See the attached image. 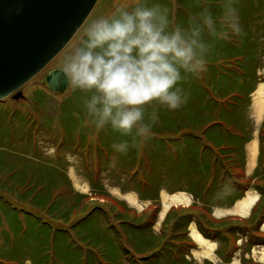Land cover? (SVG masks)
<instances>
[{
    "label": "trees",
    "instance_id": "16d2710c",
    "mask_svg": "<svg viewBox=\"0 0 264 264\" xmlns=\"http://www.w3.org/2000/svg\"><path fill=\"white\" fill-rule=\"evenodd\" d=\"M161 2L175 3L174 13L181 22L199 11L201 4H210L214 12L220 4V0ZM253 2L259 4V0L244 2L245 14L237 6L241 35L218 42L206 71L183 82L186 103L175 111L161 109L151 137L127 152L113 148L124 137L111 130L100 131V139H93L82 100L74 101L78 91L71 100L62 101L55 123L48 119L35 122L28 113L17 121L0 119L1 128L13 127L20 133L16 142L28 144L30 137L27 148L31 151L38 131L48 130L58 151L78 152L83 161L91 157L100 164V160L110 161L113 154H119L125 177L134 182L137 192L148 196L155 192L152 198L139 195L154 202L137 212L110 197L95 177L89 180L90 196L75 191L62 158L58 164L40 161L37 155L25 161V153L20 152L21 156L15 155L9 162L1 144L0 228L4 224L9 237L1 243L11 245L0 247V264H194L190 252L196 245L187 236L192 222L203 238L218 242L220 249L215 252L224 262H229L241 246L246 252L255 245L264 246L260 230L264 221V115L257 132V165L251 176H244V146L252 133L247 122L250 94L264 82V72L257 75L264 57V3L258 11L262 25L259 38L245 29L246 20H253L247 16L250 10L253 15ZM8 99L11 97L0 103ZM15 113L18 111L7 112L9 117ZM12 138L6 135L2 142ZM162 188L190 194L193 204L170 208L155 232ZM250 188L259 199L247 218L212 216L213 207H231ZM93 194L112 203H100ZM243 238L244 244L236 246ZM243 260L244 264H256ZM202 264L212 263L206 260Z\"/></svg>",
    "mask_w": 264,
    "mask_h": 264
},
{
    "label": "clouds",
    "instance_id": "9594fccd",
    "mask_svg": "<svg viewBox=\"0 0 264 264\" xmlns=\"http://www.w3.org/2000/svg\"><path fill=\"white\" fill-rule=\"evenodd\" d=\"M62 72L80 92L85 122L124 139L118 152L149 139L160 110L186 103L183 82L206 71L212 49L242 33L236 0L210 4L183 22L161 0H116L111 12L78 29Z\"/></svg>",
    "mask_w": 264,
    "mask_h": 264
},
{
    "label": "rangeland",
    "instance_id": "374dc122",
    "mask_svg": "<svg viewBox=\"0 0 264 264\" xmlns=\"http://www.w3.org/2000/svg\"><path fill=\"white\" fill-rule=\"evenodd\" d=\"M246 0H237L236 4L243 10V14H245L247 7H244V2ZM116 0H99L96 4L94 10L91 12L90 16L87 18L83 26L80 28L82 29L91 19L102 15V14H108L111 12L114 3ZM264 3V0H259V4H255L253 2V15L250 10V12L247 14V16H253V20H246L245 29L248 30V32H252V35H259L262 33V25L260 24L261 15L258 13L260 8L262 7ZM171 7L175 11V3L171 4ZM257 7V8H255ZM245 10V11H244ZM261 35V34H260ZM77 36L78 32L75 34V36L71 39V41L68 43V45L48 64V66L43 69L39 74H37L35 77H33L30 81H28L21 89V95L22 97L19 98L17 101L15 100H5L4 102L0 103V119H13L17 121V119H22V116L25 113H28L32 119L36 122H42L45 119H48L51 123H55L57 121V118H55L56 114L59 113V106L62 105V101L66 98L73 97L74 91L70 85H68L67 89L63 93L59 94H53L51 93L45 84L44 78L47 72L53 69H62V60L65 55V53L77 42ZM258 37V36H257ZM259 38V37H258ZM262 66L257 69V75H261L264 72V57L260 58ZM259 61V62H260ZM262 85V88L264 90V82L259 83L256 85V89L250 94V106L247 109V122L250 123V129L252 130L251 133V140L256 139L257 140V132L260 122L262 121L264 109L261 114V117H258L257 110L254 105V93L258 89L259 85ZM81 93L78 92V95L74 97V101H81ZM33 103H35L36 106H33ZM17 110L18 113H15L13 116L9 117L7 112ZM24 119V118H23ZM34 123V122H33ZM33 123L31 125H33ZM37 125V123H35ZM34 125V126H35ZM53 126V125H51ZM91 127V126H89ZM92 128V127H91ZM52 128H50L51 130ZM94 130V137L97 136L100 139L99 132L93 128ZM17 131V130H16ZM13 127H8L5 129V126L3 128L0 127V146L3 144L4 150L3 154L8 156L10 159H6L9 162L12 161L11 158H16L15 155L21 156L20 152H23L25 154H22L25 161L33 160V157L38 156L40 161L44 162H51L56 163L57 161L65 162L66 164V170H67V176L71 181L72 187L75 191L90 196L91 195V186L89 183L90 179H94V177L98 180L97 184L101 185L106 192L109 193L110 197L123 201L127 204V206L135 209L137 212H140L142 210H145L153 204L154 201L143 199L139 195L142 194L144 196H147L148 198H152L155 195V192L151 191L152 193L150 196L141 193V191L137 192L136 187H134V182L129 181L127 177H125V170L122 168V163L119 161V154H113L110 158V161L103 162L100 160V164H97V160L93 158H88V161L81 160L78 152H67V151H58L57 147L53 142L51 141L50 133L48 134V130L38 131L36 141L34 143V148L32 147V151L30 148H27L30 144L31 140L30 137H28V144L24 143H18L17 140L21 139L20 133H17ZM102 132V131H101ZM15 137L12 138V141L9 140L6 143H3L5 136ZM50 137V138H49ZM249 141L244 146V154H245V172L244 176H249L251 173V166L249 164V153L248 148L250 144L253 142ZM97 147V145L95 146ZM29 149V150H28ZM14 151H18L14 154ZM25 150L27 152H25ZM39 150V151H38ZM36 151V153L34 152ZM257 156V154H256ZM37 158V159H38ZM62 158V161L61 159ZM59 162V163H60ZM58 164V163H56ZM91 166V168H90ZM102 167V168H101ZM101 171V172H100ZM252 172V171H251ZM249 173V174H248ZM97 176V177H96ZM96 184V185H97ZM171 191V190H168ZM167 190H164L163 188L158 194V200L160 201V210L157 214L156 222L153 226V229L155 232L158 231L159 225L162 221V213L163 210V200L164 196H172L175 194H185L189 199L190 202L186 204L180 205L181 208H187L191 205L193 201V197L186 193V192H173L170 193ZM247 193H254L253 189H249L244 195ZM133 196L136 200V204H131L127 201V196ZM93 199H96L100 203L105 201L107 204H111L112 200L108 198H104L100 196L99 194H93ZM201 201V199L197 200ZM234 204V203H233ZM220 206V205H215ZM174 207V206H173ZM228 208V209H217V208ZM220 207H214L212 214L214 218H219L220 216H224V214H227L230 210V207L220 206ZM228 210V211H224ZM264 223L260 226V230L264 232L263 228ZM193 227L195 229V225L192 222L187 230H188V237L195 243L196 247L195 249L191 250L190 254L192 259L194 260V264H202L203 261H210L212 264H244L243 258L245 260L252 259V262L257 264H264V246L262 245H255L252 248H250L249 252H246V249H244L243 246L241 248L236 249L232 253V258L229 262H224L219 256L216 254V249H220V246L218 242H213L210 240L205 239L206 241L214 244V250L212 257H203L200 256L203 249H201L199 243L195 242L190 237V228ZM6 226L3 224L0 228V247L4 246H10L11 242L7 245L1 243L3 242V239L9 238L8 233L6 232ZM197 231V230H195ZM203 237V236H202ZM245 242V239L238 240L236 242V246H239L240 244L243 245ZM189 257H186L188 259ZM243 260V261H242ZM26 264H29L28 261H26Z\"/></svg>",
    "mask_w": 264,
    "mask_h": 264
},
{
    "label": "water",
    "instance_id": "95a60500",
    "mask_svg": "<svg viewBox=\"0 0 264 264\" xmlns=\"http://www.w3.org/2000/svg\"><path fill=\"white\" fill-rule=\"evenodd\" d=\"M99 0H0V100L22 97L20 88L68 45ZM53 93L69 83L62 70L45 76Z\"/></svg>",
    "mask_w": 264,
    "mask_h": 264
},
{
    "label": "bare ground",
    "instance_id": "6f19581e",
    "mask_svg": "<svg viewBox=\"0 0 264 264\" xmlns=\"http://www.w3.org/2000/svg\"><path fill=\"white\" fill-rule=\"evenodd\" d=\"M254 105L257 110V115L258 117H261V114L264 109V90L262 88V85L260 84L258 89L254 93ZM256 144L257 140L254 139L251 145L248 148V153H249V159H250V166H253L254 159L256 157ZM127 201L129 203L136 204V200L133 196H127ZM257 199V195L254 193H247L245 197L239 201L233 210H230V213L232 214H237L240 216H246L248 215L250 208L253 206ZM190 202V199L185 195V194H175L170 197L164 196L163 200V213L165 214L167 209L171 206H178L182 204H188ZM229 212V211H228ZM162 213V216H163ZM264 228V225H263ZM190 237L197 243H199L202 252L200 253V256L203 257H212L213 250H214V244L206 241L193 227L190 228ZM264 256V254H263Z\"/></svg>",
    "mask_w": 264,
    "mask_h": 264
},
{
    "label": "crops",
    "instance_id": "0c3cea01",
    "mask_svg": "<svg viewBox=\"0 0 264 264\" xmlns=\"http://www.w3.org/2000/svg\"><path fill=\"white\" fill-rule=\"evenodd\" d=\"M252 140H253V139H252ZM252 140H250V141H252ZM250 145H251V144H250ZM256 150H257V151H256V154L258 155V141H257V144H256ZM256 159H257V156H256L255 159H254L253 166H251V168H252L251 171H253V169H254L255 166H256ZM251 171H250L249 173L252 174ZM245 173H246V172H245ZM249 173H248V174H249ZM251 174H250V175H251ZM253 191H254V190H253ZM254 192H255V191H254ZM255 194L257 195V199H258V194H257L256 192H255ZM244 197H245V196H244ZM244 197H243V198H244ZM243 198H242V199H243ZM242 199H241V200H242ZM257 199H256V200H257ZM241 200H237V201H235L234 204H232V206L230 207V210H233L234 207H235V205H236L239 201H241ZM214 209H215V208H214ZM214 209H213V210H214ZM217 209H228V208H221V207H220V208H217ZM230 210H229V212H228L227 214H224V216H220L219 218L228 217V216H231V217H237V216H239V217H245V216H240V215H237V214H232V213H230ZM224 211H228V210H224ZM163 216H164V213H163ZM163 216H162V218H163Z\"/></svg>",
    "mask_w": 264,
    "mask_h": 264
}]
</instances>
